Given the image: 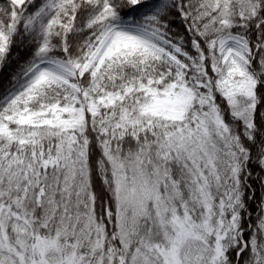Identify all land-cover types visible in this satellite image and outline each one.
I'll return each mask as SVG.
<instances>
[{"label":"snow or ice","instance_id":"obj_1","mask_svg":"<svg viewBox=\"0 0 264 264\" xmlns=\"http://www.w3.org/2000/svg\"><path fill=\"white\" fill-rule=\"evenodd\" d=\"M0 264H264V0H0Z\"/></svg>","mask_w":264,"mask_h":264}]
</instances>
